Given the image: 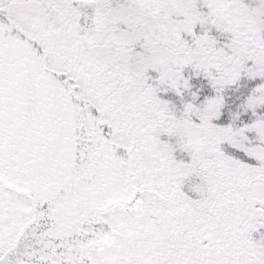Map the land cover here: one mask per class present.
<instances>
[{
  "label": "snow or ice",
  "instance_id": "snow-or-ice-1",
  "mask_svg": "<svg viewBox=\"0 0 264 264\" xmlns=\"http://www.w3.org/2000/svg\"><path fill=\"white\" fill-rule=\"evenodd\" d=\"M0 264H264V0H0Z\"/></svg>",
  "mask_w": 264,
  "mask_h": 264
}]
</instances>
